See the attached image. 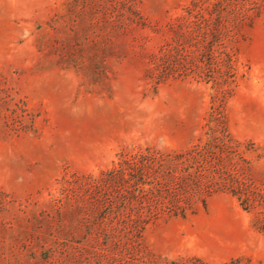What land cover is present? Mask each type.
I'll list each match as a JSON object with an SVG mask.
<instances>
[{"label": "rangeland", "instance_id": "rangeland-1", "mask_svg": "<svg viewBox=\"0 0 264 264\" xmlns=\"http://www.w3.org/2000/svg\"><path fill=\"white\" fill-rule=\"evenodd\" d=\"M191 2L0 0V264H264V9L195 58L202 78L156 82L151 57ZM220 122L254 205L214 188L138 237L102 178Z\"/></svg>", "mask_w": 264, "mask_h": 264}, {"label": "trees", "instance_id": "trees-1", "mask_svg": "<svg viewBox=\"0 0 264 264\" xmlns=\"http://www.w3.org/2000/svg\"><path fill=\"white\" fill-rule=\"evenodd\" d=\"M263 9L264 0H192L182 14L167 23L169 36L152 55L148 75L156 82L183 74L202 78V60L195 62V58L221 45L223 39H233L247 20ZM187 64L194 67L182 71ZM227 92L222 90V98ZM213 112H220L219 108L214 107ZM209 129L205 140L184 151L136 153L120 160L102 178V182L112 181L120 187L119 207L127 217L123 222L132 224L138 237L151 220L195 213L198 199L214 188L230 189L245 207L254 205L244 178L224 160L228 143L214 134L223 129L222 122ZM201 201L205 206L206 200Z\"/></svg>", "mask_w": 264, "mask_h": 264}]
</instances>
